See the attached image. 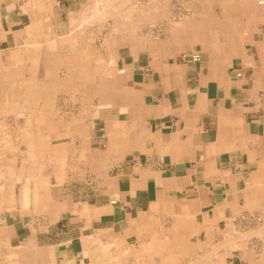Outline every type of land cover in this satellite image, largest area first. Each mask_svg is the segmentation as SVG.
Instances as JSON below:
<instances>
[{
  "label": "crops",
  "instance_id": "obj_1",
  "mask_svg": "<svg viewBox=\"0 0 264 264\" xmlns=\"http://www.w3.org/2000/svg\"><path fill=\"white\" fill-rule=\"evenodd\" d=\"M101 1L0 0L3 248L264 264V6Z\"/></svg>",
  "mask_w": 264,
  "mask_h": 264
},
{
  "label": "rangeland",
  "instance_id": "obj_2",
  "mask_svg": "<svg viewBox=\"0 0 264 264\" xmlns=\"http://www.w3.org/2000/svg\"><path fill=\"white\" fill-rule=\"evenodd\" d=\"M126 3L130 4V8L132 11L135 10V12L143 10L146 11L148 13V15L150 14H154L156 12V8H158V0H145L144 2H142V4L139 5H135L134 2L132 0H124ZM123 1V2H124ZM195 3H188L187 5L185 4V7H187L188 12L193 11L192 13L195 12V14L198 12L199 8V4L197 2V0H194ZM123 2L120 3V7L122 8V4H124ZM181 5V2H177L174 6L176 7V5ZM179 7H183L179 6ZM197 10V12H196ZM214 10L216 12H218V5H216V7L214 8ZM158 11V10H157ZM174 11H176L174 9ZM152 12V13H151ZM160 21V20H159ZM158 27V19H154V18H148L146 21V33L148 35V37H156L155 34L158 35L157 33V28ZM1 196V194H0ZM0 214H1V210H0ZM241 228L247 229L249 228L248 226H239ZM5 233L3 231V229L0 227V264H126L129 262V260H125V258H123L122 254H116L115 256L110 255V253L108 254L107 248L103 249V247L101 249H103V251L100 249V254H99V258L96 259H90V257H87L83 260L81 259H77L75 260L74 258H54L53 256V252L49 253V257H47V253H43L42 251H37V250H33V249H23L22 247H18V248H3L4 244H3V240L5 239ZM52 241H54L52 239ZM105 248V246H104ZM14 250V251H13ZM106 251V252H105ZM102 252V253H101ZM58 253V252H57ZM27 255H31L30 257L26 258ZM52 255V256H50ZM102 255V256H101ZM107 255V256H106ZM110 256V257H109ZM106 257V258H105ZM109 258V259H108ZM111 259V260H110ZM15 260V261H14ZM96 260V261H95ZM134 260H138L137 258H131L130 259V263L133 262ZM14 261V262H13ZM154 262H152V259L150 260H146V264H158V260H153ZM180 263L183 260H179Z\"/></svg>",
  "mask_w": 264,
  "mask_h": 264
},
{
  "label": "built area",
  "instance_id": "obj_3",
  "mask_svg": "<svg viewBox=\"0 0 264 264\" xmlns=\"http://www.w3.org/2000/svg\"><path fill=\"white\" fill-rule=\"evenodd\" d=\"M134 2L135 5H139V4H142V2H144L145 0H132ZM255 3L257 6H264V0H255ZM190 61L191 62H198L200 61L201 57L198 53H194L190 56ZM237 77L240 76L239 73L236 74ZM114 203V202H112ZM240 221L243 222V224L245 226H249V225H252L256 222H262L264 220L263 217L259 216V215H254V214H243L239 217Z\"/></svg>",
  "mask_w": 264,
  "mask_h": 264
},
{
  "label": "bare ground",
  "instance_id": "obj_4",
  "mask_svg": "<svg viewBox=\"0 0 264 264\" xmlns=\"http://www.w3.org/2000/svg\"><path fill=\"white\" fill-rule=\"evenodd\" d=\"M102 1H103V0H102ZM102 1H101V2H102ZM123 1H124V0H123ZM103 2H104V1H103ZM103 2H102V3H103ZM124 2H125V1H124ZM124 2H123V3H124ZM125 3H126V2H125ZM104 4H107V3H104ZM110 5H111V4H110ZM117 5H118V4H117ZM117 5H116V7H117ZM108 7H109V6H108ZM114 7H115V6H114ZM114 7H113V8H114ZM92 8H93V7H92ZM92 8H91V9H92ZM102 8L104 9L103 6H102ZM105 8H106V7H105ZM110 8H112V7L110 6ZM103 9H102V10H103ZM96 12H97V10H96ZM98 13H99V12H98ZM101 15H102V14H101ZM3 16H4V15H3ZM99 16H100V14H99ZM102 16H104V15H102ZM95 17H96V16H95ZM99 18H100V17H99ZM102 46H103V45H102ZM109 48H110V47H109ZM109 56H110V55H109ZM36 58H37V57H36ZM110 61H111V60H110ZM113 62H114V61H113ZM24 67H25V66H24ZM53 67H54V66H53ZM16 179L18 180V178H16ZM13 197H14V196H13ZM14 199H15V198H14ZM14 199H13V200H14ZM81 211H82V210H81ZM69 212H70V211H69ZM224 237H225V236H224ZM151 240H152V238H151ZM153 240H154V239H153ZM149 242H150V241H149ZM149 245H150V244H149ZM106 246H107V245H106ZM106 246H105V248L103 247V249H106V248H107ZM153 246H154V245H153ZM14 247H15V245H14ZM83 248H84V247H83ZM101 248H102V246H101ZM148 248H149V247H148ZM103 249H101V250L103 251ZM141 249H142V248H141ZM152 249H153V248H152ZM142 250H143V249H142ZM13 251H14V250H13ZM146 251H147V249H146ZM103 252H104V251H103ZM105 252H106V251H105ZM123 252H124V251H123ZM123 252H122V253H123ZM144 252H145V251H144ZM48 253H49V252H48ZM86 253H87V252H86ZM101 253H102V252H101ZM181 253H182V252H181ZM226 253H227V252H226ZM178 255H179V254H178ZM50 256H52V255H50ZM94 256H95V255H94ZM101 256H102V255H101ZM106 256H107V255H106ZM95 257H96V256H95ZM95 257H94V258H95ZM99 257H100V256H99V253H98V257H97V258L100 260ZM109 257H110V256H109ZM105 258H106V257H105ZM108 259H109V258H108ZM93 260H94V259H93ZM96 260H97V259H96ZM96 260H95V261H96ZM110 260H111V259H110ZM14 261H15V260H14ZM14 261H13V262H14ZM6 264H7V263H6ZM9 264H10V263H9ZM136 264H137V263H136ZM181 264H182V263H181Z\"/></svg>",
  "mask_w": 264,
  "mask_h": 264
}]
</instances>
